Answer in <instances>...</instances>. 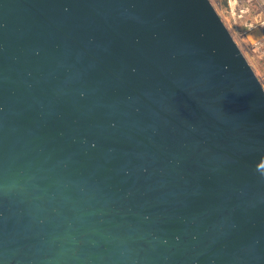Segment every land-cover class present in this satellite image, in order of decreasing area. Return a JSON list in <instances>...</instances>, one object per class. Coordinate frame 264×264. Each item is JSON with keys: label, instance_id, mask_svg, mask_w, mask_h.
<instances>
[{"label": "water", "instance_id": "obj_1", "mask_svg": "<svg viewBox=\"0 0 264 264\" xmlns=\"http://www.w3.org/2000/svg\"><path fill=\"white\" fill-rule=\"evenodd\" d=\"M0 264H264V92L209 0H0Z\"/></svg>", "mask_w": 264, "mask_h": 264}, {"label": "built area", "instance_id": "obj_2", "mask_svg": "<svg viewBox=\"0 0 264 264\" xmlns=\"http://www.w3.org/2000/svg\"><path fill=\"white\" fill-rule=\"evenodd\" d=\"M219 1L226 4L229 21L232 24H225L219 17L264 92V0ZM209 2L215 8L212 0Z\"/></svg>", "mask_w": 264, "mask_h": 264}, {"label": "rangeland", "instance_id": "obj_3", "mask_svg": "<svg viewBox=\"0 0 264 264\" xmlns=\"http://www.w3.org/2000/svg\"><path fill=\"white\" fill-rule=\"evenodd\" d=\"M212 3L214 4L217 13L222 18V20L225 22V24L231 25L232 22L229 21V15L227 13L226 7L223 6V2H221L219 0H212ZM236 40L238 41V39H236Z\"/></svg>", "mask_w": 264, "mask_h": 264}, {"label": "trees", "instance_id": "obj_4", "mask_svg": "<svg viewBox=\"0 0 264 264\" xmlns=\"http://www.w3.org/2000/svg\"><path fill=\"white\" fill-rule=\"evenodd\" d=\"M223 6L226 7V4L223 2Z\"/></svg>", "mask_w": 264, "mask_h": 264}]
</instances>
